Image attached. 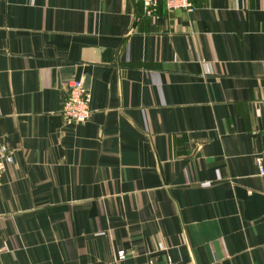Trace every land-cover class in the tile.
Here are the masks:
<instances>
[{
  "label": "crops",
  "instance_id": "1",
  "mask_svg": "<svg viewBox=\"0 0 264 264\" xmlns=\"http://www.w3.org/2000/svg\"><path fill=\"white\" fill-rule=\"evenodd\" d=\"M191 1L0 0V264H264V0Z\"/></svg>",
  "mask_w": 264,
  "mask_h": 264
},
{
  "label": "built area",
  "instance_id": "2",
  "mask_svg": "<svg viewBox=\"0 0 264 264\" xmlns=\"http://www.w3.org/2000/svg\"><path fill=\"white\" fill-rule=\"evenodd\" d=\"M142 2L145 14L151 16L154 7L158 2H162L166 11L173 10H191L193 7L191 0H140ZM204 71L210 72L209 62H204ZM91 96L88 89L81 79L74 78L67 83V94L61 105V113L67 123L85 122L90 117L89 102ZM14 149L8 146L0 139V183L1 176L8 164L12 163ZM256 163L262 171L261 158L256 157ZM115 260L121 262L126 259L127 255L124 249H118L114 253ZM146 264H155L152 259L147 260ZM162 264H173L171 260H165Z\"/></svg>",
  "mask_w": 264,
  "mask_h": 264
}]
</instances>
